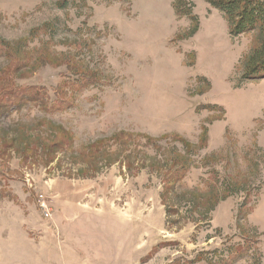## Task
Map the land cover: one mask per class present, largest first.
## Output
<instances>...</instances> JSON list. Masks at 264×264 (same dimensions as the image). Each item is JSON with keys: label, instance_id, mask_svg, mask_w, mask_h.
<instances>
[{"label": "rangeland", "instance_id": "1", "mask_svg": "<svg viewBox=\"0 0 264 264\" xmlns=\"http://www.w3.org/2000/svg\"><path fill=\"white\" fill-rule=\"evenodd\" d=\"M174 2L0 0V264H264L257 33Z\"/></svg>", "mask_w": 264, "mask_h": 264}, {"label": "trees", "instance_id": "2", "mask_svg": "<svg viewBox=\"0 0 264 264\" xmlns=\"http://www.w3.org/2000/svg\"><path fill=\"white\" fill-rule=\"evenodd\" d=\"M212 7L218 9L224 15L228 33L231 37H237L244 33H257V45L244 57L242 61V78L257 81L264 78V0H209ZM184 0H175V11L179 14L190 15L195 26L191 34L197 28V18L191 15L190 10H182ZM236 256L242 255L250 247L247 243L239 245ZM259 263V261H258Z\"/></svg>", "mask_w": 264, "mask_h": 264}, {"label": "built area", "instance_id": "3", "mask_svg": "<svg viewBox=\"0 0 264 264\" xmlns=\"http://www.w3.org/2000/svg\"><path fill=\"white\" fill-rule=\"evenodd\" d=\"M44 206V205H43ZM43 215L45 216V217H48L49 216V213H48V211H47V208H45V206H44V208H43Z\"/></svg>", "mask_w": 264, "mask_h": 264}]
</instances>
